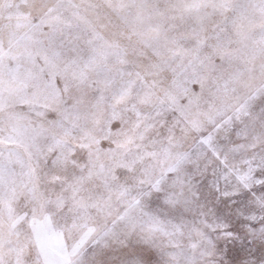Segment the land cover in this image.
Instances as JSON below:
<instances>
[{"label":"snow or ice","instance_id":"obj_1","mask_svg":"<svg viewBox=\"0 0 264 264\" xmlns=\"http://www.w3.org/2000/svg\"><path fill=\"white\" fill-rule=\"evenodd\" d=\"M0 264H264V0H0Z\"/></svg>","mask_w":264,"mask_h":264}]
</instances>
